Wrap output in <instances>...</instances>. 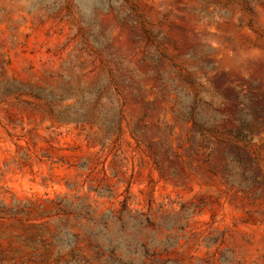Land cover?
I'll list each match as a JSON object with an SVG mask.
<instances>
[{
    "label": "rangeland",
    "instance_id": "374dc122",
    "mask_svg": "<svg viewBox=\"0 0 264 264\" xmlns=\"http://www.w3.org/2000/svg\"><path fill=\"white\" fill-rule=\"evenodd\" d=\"M263 177L264 0H0V264H264Z\"/></svg>",
    "mask_w": 264,
    "mask_h": 264
},
{
    "label": "trees",
    "instance_id": "16d2710c",
    "mask_svg": "<svg viewBox=\"0 0 264 264\" xmlns=\"http://www.w3.org/2000/svg\"><path fill=\"white\" fill-rule=\"evenodd\" d=\"M260 110H257L259 112ZM241 149V147H239ZM244 154H241V152H237L236 156L233 157L231 162L235 165H237V170L239 173H237V176L230 175L228 176L233 184H236L238 186H246L249 185L250 181L256 182L257 178H254L250 176L249 173H247V164L252 163V160L250 159V156L246 152L243 151ZM260 172V171H259ZM262 184L264 185V177L262 179Z\"/></svg>",
    "mask_w": 264,
    "mask_h": 264
}]
</instances>
